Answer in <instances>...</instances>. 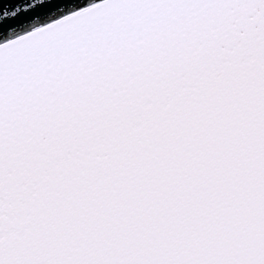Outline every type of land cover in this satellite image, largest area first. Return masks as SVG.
<instances>
[{
  "label": "snow or ice",
  "instance_id": "1",
  "mask_svg": "<svg viewBox=\"0 0 264 264\" xmlns=\"http://www.w3.org/2000/svg\"><path fill=\"white\" fill-rule=\"evenodd\" d=\"M0 264H264V0H5Z\"/></svg>",
  "mask_w": 264,
  "mask_h": 264
},
{
  "label": "water",
  "instance_id": "2",
  "mask_svg": "<svg viewBox=\"0 0 264 264\" xmlns=\"http://www.w3.org/2000/svg\"><path fill=\"white\" fill-rule=\"evenodd\" d=\"M21 2V0H7L8 6H14L16 3ZM5 0H0V5H4Z\"/></svg>",
  "mask_w": 264,
  "mask_h": 264
}]
</instances>
